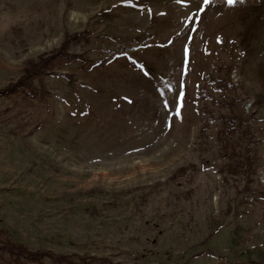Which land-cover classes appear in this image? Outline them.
Returning a JSON list of instances; mask_svg holds the SVG:
<instances>
[{
	"label": "rangeland",
	"instance_id": "374dc122",
	"mask_svg": "<svg viewBox=\"0 0 264 264\" xmlns=\"http://www.w3.org/2000/svg\"><path fill=\"white\" fill-rule=\"evenodd\" d=\"M63 43L0 96V227L93 264H264V0H0V89Z\"/></svg>",
	"mask_w": 264,
	"mask_h": 264
},
{
	"label": "trees",
	"instance_id": "16d2710c",
	"mask_svg": "<svg viewBox=\"0 0 264 264\" xmlns=\"http://www.w3.org/2000/svg\"><path fill=\"white\" fill-rule=\"evenodd\" d=\"M73 58L74 55L67 52L66 46L63 43L61 48L54 55L39 58L37 60V65H35L36 63L30 62L31 66L25 70L24 74L15 83H11L7 87L0 89V96H7L15 94L16 92L19 93L22 91L27 92L28 90H32L31 85H27L28 80L52 70L54 63L57 60H66L70 62ZM33 94L34 93H32V95ZM226 155L227 154H224V156ZM233 158L237 160V163L231 164L232 167L230 168V171H237L245 174L247 176V182L250 183L251 174H257L256 171L258 164L256 161H253L255 159H250V161L242 160L237 157V155H234ZM189 166L193 169L196 168V165L193 163H190ZM247 173L249 175H247ZM250 189V185L246 184L244 191H248ZM0 252L9 257L7 260H10L11 264H41L43 260L46 259H49L52 264H93L91 261L84 260L83 262L82 258L79 261L69 260L68 255L56 253L43 247L36 250H30L25 244L13 240L8 234V231L2 227H0ZM7 260H5V263H8Z\"/></svg>",
	"mask_w": 264,
	"mask_h": 264
}]
</instances>
